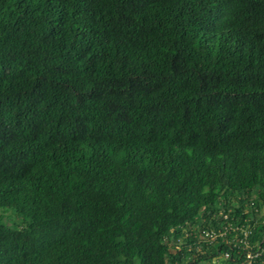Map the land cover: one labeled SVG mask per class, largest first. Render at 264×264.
Listing matches in <instances>:
<instances>
[{
	"label": "trees",
	"instance_id": "1",
	"mask_svg": "<svg viewBox=\"0 0 264 264\" xmlns=\"http://www.w3.org/2000/svg\"><path fill=\"white\" fill-rule=\"evenodd\" d=\"M264 264V0H0V264Z\"/></svg>",
	"mask_w": 264,
	"mask_h": 264
},
{
	"label": "rangeland",
	"instance_id": "2",
	"mask_svg": "<svg viewBox=\"0 0 264 264\" xmlns=\"http://www.w3.org/2000/svg\"><path fill=\"white\" fill-rule=\"evenodd\" d=\"M201 264H204V263H201ZM206 264V263H205Z\"/></svg>",
	"mask_w": 264,
	"mask_h": 264
}]
</instances>
